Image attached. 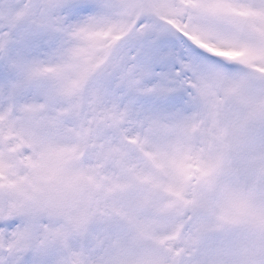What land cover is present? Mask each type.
<instances>
[{"label":"snow or ice","instance_id":"snow-or-ice-1","mask_svg":"<svg viewBox=\"0 0 264 264\" xmlns=\"http://www.w3.org/2000/svg\"><path fill=\"white\" fill-rule=\"evenodd\" d=\"M0 264H264V0H0Z\"/></svg>","mask_w":264,"mask_h":264}]
</instances>
